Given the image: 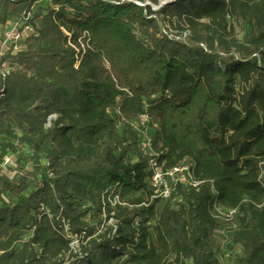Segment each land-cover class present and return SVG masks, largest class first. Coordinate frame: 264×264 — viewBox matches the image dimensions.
I'll use <instances>...</instances> for the list:
<instances>
[{
	"label": "trees",
	"instance_id": "16d2710c",
	"mask_svg": "<svg viewBox=\"0 0 264 264\" xmlns=\"http://www.w3.org/2000/svg\"><path fill=\"white\" fill-rule=\"evenodd\" d=\"M41 1L0 0L6 30L40 21L0 58V264H220L225 223L237 264H264V0H46L32 16ZM143 133L188 176L167 199Z\"/></svg>",
	"mask_w": 264,
	"mask_h": 264
},
{
	"label": "rangeland",
	"instance_id": "374dc122",
	"mask_svg": "<svg viewBox=\"0 0 264 264\" xmlns=\"http://www.w3.org/2000/svg\"><path fill=\"white\" fill-rule=\"evenodd\" d=\"M170 1H172V0H162L161 6L166 5ZM49 8H50V3L48 1H46V0L41 1L37 5L34 6V8L32 10V14H33L32 16H34V15H45ZM157 10H158V8H154V11H157ZM0 15H1V13H0ZM35 21H36L37 28H40V21L39 20H35ZM14 22L16 23V21H14ZM13 23L11 22L9 26H11ZM230 25H231V27H233V29L235 31L234 36L236 37V39L242 42L245 38V32H246V27H245L244 23H242L239 20H236V21H230ZM6 29H7V27L0 26V42L3 38L4 32L7 31ZM20 47H21V49L25 48L23 44H21ZM143 123H144V126L146 127L147 123L146 122H143ZM26 172L28 173L29 177H33L32 167L27 166ZM188 182H189L188 176H186L182 172H178V173L175 172L173 174L169 173L168 175L163 176L162 180H161L163 189H164V191L168 192V195L174 194L175 187L179 183L188 184ZM176 201H178V200L176 199ZM227 216L228 215L223 214V215H220L219 218L225 222L226 219L228 218ZM89 223H90L91 227H94V229L99 230L100 233H104L105 230L101 231V229H99L97 220H91ZM107 225H108L107 227H112L111 223H108ZM230 229H231V225H229L228 223H225L223 225V228L220 231L216 232L215 236H214V239H215L214 251L216 254V259L219 261L220 264H237L238 259L241 255L240 249L237 247H234L232 244L233 240H232ZM65 231H68V230L65 229ZM63 260L67 261V260H69V257L67 256Z\"/></svg>",
	"mask_w": 264,
	"mask_h": 264
},
{
	"label": "built area",
	"instance_id": "2783aa9c",
	"mask_svg": "<svg viewBox=\"0 0 264 264\" xmlns=\"http://www.w3.org/2000/svg\"><path fill=\"white\" fill-rule=\"evenodd\" d=\"M32 37H37V28L31 24V15H25L20 21L14 22L10 28L4 33L3 38L0 42V58L5 57L8 53L12 52V54H16L21 51L20 45L23 44ZM134 129L138 132H141V128L137 125L132 124ZM144 126V124H142ZM142 133V132H141ZM142 147L144 150L148 151L151 155V158L155 160L151 161V170L153 171V176L151 178L152 186L157 190V193H160L164 198H169L167 191H164L161 180L163 176L168 175L169 173L173 174L175 172H182L185 174L183 169H167L164 170L163 167H159L157 160L159 156L152 151L151 143L148 135L143 133V144ZM5 166H13L12 159L7 160ZM183 184V183H180ZM117 202V201H116ZM115 202V203H116ZM233 215L230 214L228 218H231ZM111 226L114 227V221H110ZM68 230V228H66ZM76 248V249H75ZM73 250L78 249V243L75 242L72 245Z\"/></svg>",
	"mask_w": 264,
	"mask_h": 264
},
{
	"label": "water",
	"instance_id": "95a60500",
	"mask_svg": "<svg viewBox=\"0 0 264 264\" xmlns=\"http://www.w3.org/2000/svg\"><path fill=\"white\" fill-rule=\"evenodd\" d=\"M8 1L15 2V1H18V0H8Z\"/></svg>",
	"mask_w": 264,
	"mask_h": 264
}]
</instances>
